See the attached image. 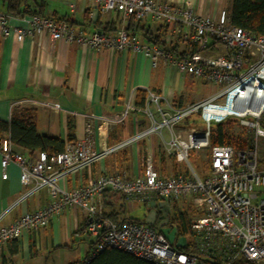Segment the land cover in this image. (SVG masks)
<instances>
[{
    "label": "built area",
    "instance_id": "built-area-1",
    "mask_svg": "<svg viewBox=\"0 0 264 264\" xmlns=\"http://www.w3.org/2000/svg\"><path fill=\"white\" fill-rule=\"evenodd\" d=\"M66 1L71 8L76 2L90 1L107 16L119 13L123 21L151 19L173 26L174 32L189 44L188 53L174 56L155 44L141 41L124 26L115 32L88 34L75 30L67 20L28 15L22 17L26 26L17 28L9 25L12 16L0 11V28L5 37L14 35L20 42L47 35L51 42L63 40L97 52L113 50L145 54L155 69L161 62L171 64L180 73L220 85L222 90L202 104L181 111L169 110L174 113L170 118H167L169 112L165 111L161 96L148 92L143 112L151 118L152 127L115 147H101L102 143H107L102 142L101 135L97 134L99 130L92 122L86 127L84 139L67 143L59 154L38 152L32 161L15 151L9 136H0L2 178L8 179L9 166L17 165L21 169L22 184L31 186L29 194L46 188L50 196L44 208L24 213L12 225L0 226V249L18 241L25 232L46 228L65 210L77 208L89 219L85 233L94 239L81 264H89L108 249L124 251L154 264H264V169L259 167V141L264 139L261 125L264 119V36L235 27L226 9L213 18L201 16L191 7L158 0ZM243 102L246 104L241 107ZM229 104L238 110L245 107L258 110L257 115L240 116L252 115L255 120L243 121L255 130L250 145L243 150L210 143L211 123H220L232 115L208 119L205 113L210 108H224ZM153 109L162 116L161 123L155 120ZM199 111L208 126L206 133L195 129L178 131L176 126ZM165 129L170 132L166 150L178 164L186 166L184 173L164 178L152 157L147 156L140 175H103L72 190L60 185L69 175L87 170L105 156L150 134H161ZM205 149L210 151L209 174L201 177L191 166L190 157L193 152ZM109 192L149 206L156 199L170 207L191 197L194 206L203 214L193 219L192 234L183 237L181 244L192 245L195 253L176 249L169 233L155 224L115 223L106 211L105 195Z\"/></svg>",
    "mask_w": 264,
    "mask_h": 264
},
{
    "label": "crops",
    "instance_id": "crops-1",
    "mask_svg": "<svg viewBox=\"0 0 264 264\" xmlns=\"http://www.w3.org/2000/svg\"><path fill=\"white\" fill-rule=\"evenodd\" d=\"M158 1L191 7L201 16L216 18L221 10H230L233 0ZM24 7L27 13L42 12L56 20H67L77 31L88 34L115 32L124 26L145 43H149V38H159L165 49L176 50L171 53L174 56L188 53L189 44L174 32L173 26L151 19L123 21L119 13L107 16L90 1L76 2L71 8L66 0H25ZM0 11L5 12L3 0H0ZM28 15L12 16L9 25L24 28L26 23L22 17ZM198 83L209 85L201 78L180 73L171 64L161 62L155 69L145 54L113 50L97 52L63 40L51 42L47 35L20 42L14 35L5 37L0 28V121L10 123L15 110L34 109L38 134L58 138L65 146L71 141L84 139L90 122L99 130L97 134L101 135L102 142L107 143H102L103 149L115 147L146 131L145 113L135 105L138 90L160 95L162 105L168 111H181L202 104L222 90V86L210 84L216 87V91L201 95L196 88ZM163 131L168 134L145 136L105 156L91 168L69 175L60 185L72 190L103 175H140L144 170L143 158L147 156L152 157L161 173L162 159L166 160L167 177L174 175L176 169L179 174L184 173L180 168L182 165L168 154L166 143L170 132ZM15 151L31 161L38 154H29L17 147ZM170 158L175 160L173 166H170ZM7 172L8 179L4 180L0 157V226L14 224L24 213L40 210L50 200L46 188L29 194L31 186L22 184L21 169L17 165H10ZM105 202L107 213L115 210L121 219L126 218L124 213L142 205L154 209L143 220L130 219L155 225L157 212L165 217L163 210L168 207L161 199L149 206L144 202L124 200L110 192L105 195ZM88 224L89 219L81 210H65L46 228L25 232L18 241L3 246L0 264H81L94 243V239L85 233ZM77 244L78 249H75Z\"/></svg>",
    "mask_w": 264,
    "mask_h": 264
},
{
    "label": "trees",
    "instance_id": "trees-1",
    "mask_svg": "<svg viewBox=\"0 0 264 264\" xmlns=\"http://www.w3.org/2000/svg\"><path fill=\"white\" fill-rule=\"evenodd\" d=\"M5 5V12L13 17H20L25 14L37 15L45 17L42 12L33 13L25 10V0H3ZM231 23L238 28L246 30L257 36H264V0H233L232 7L229 10ZM167 27V26H165ZM109 32V30H108ZM149 43L157 44L158 46L165 49V44H163L159 38H149ZM166 51L172 53L176 52L175 49H165ZM183 56V55H182ZM148 92L146 90H138L136 92L135 105L138 109H145L146 99ZM198 114V112H197ZM196 114H191L186 117L180 124L183 127L191 126L193 120L190 117ZM197 116V115H196ZM195 117V116H194ZM232 120H227L223 123H217L215 130H210V143L212 146H223L231 145L237 151L247 148L244 143H233L227 141L225 128L228 124H231ZM193 123V122H192ZM261 125L264 127V121ZM0 136H9L13 145L17 148H21L27 151L29 154H34L36 152H47L48 154H59L65 150V143L58 138H51L46 136H40L37 132V113L34 109H21L15 110L12 115V120L10 123L0 121ZM73 142V141H71ZM143 164L145 166L146 158H143ZM174 160V159H173ZM175 162V160H174ZM162 176L166 178L168 176L166 170V160L162 159ZM180 172L174 170V175H178ZM126 200L123 196H121ZM187 210L182 213L178 210V204L175 202L173 215L170 217L168 225L175 226L177 229V236L189 237L192 234L191 224L193 219L197 216L203 214L198 208H196L191 200L188 204ZM198 213V214H197ZM108 216L118 224L125 221H136L133 219H121L119 212L112 210ZM163 219L161 213L157 212V222ZM174 247L184 253H195L194 247L192 245H175ZM89 264H154L153 262L146 261L137 258L124 251H119L115 249H108L100 253L96 258H94ZM239 264H246L241 262Z\"/></svg>",
    "mask_w": 264,
    "mask_h": 264
},
{
    "label": "rangeland",
    "instance_id": "rangeland-1",
    "mask_svg": "<svg viewBox=\"0 0 264 264\" xmlns=\"http://www.w3.org/2000/svg\"><path fill=\"white\" fill-rule=\"evenodd\" d=\"M196 88H198L199 94L205 95V96L211 95L214 91H216V87L214 85H210V84L209 85H203L202 83H198ZM222 100L223 99L219 100V103H221ZM245 104L246 103L243 102L241 104V107L245 106ZM165 111L169 112V115L167 116V118L173 117L174 113L172 111H168V110H165ZM153 112H154L155 120L157 122L161 123L163 118L160 115V113L155 111V109H153ZM194 114H196L197 116L193 115L192 117H190V120H189V121L193 120L192 121L193 123L190 122L191 126L185 127V129H195L199 133H206L208 130V126H207L206 122L204 121L202 111H199L198 114H197V112ZM145 116H146V122H147L146 128L149 129L152 127L153 122H152L151 118H149L146 114H145ZM229 119L232 120V122H231V124H228L225 128V134H226L227 141L233 142L235 144L236 143H238V144L244 143L248 147L250 145L251 138L253 137V134L255 133V130L251 126L244 125L243 121L255 122L254 117L252 115H248V116L242 118L240 116L232 115V116L226 118L225 120L221 121L220 123L226 122ZM262 121H264V119ZM216 124L217 123L212 122L211 126H210V130L211 129L215 130L216 126H217ZM176 127L179 129L178 131H185L184 128L180 124ZM154 134H159V133H154ZM164 134H168V133L166 131H163V135ZM209 138L211 140V137H209ZM209 154H210V151L208 149H205V150H202L199 152H193L191 157H190L191 166L194 168V170L201 177H205L206 175L209 174ZM259 157H260L259 167L264 169V139H260V141H259ZM169 162H170V166H173L175 163L174 160H172L171 158H170ZM185 167H186L185 165H182V167H180V168H181V170L186 171L187 169ZM191 200H192L191 197H188V198H184V199L178 201L177 202L178 210L180 212L184 213L187 210L186 208L188 207V204L191 203ZM174 205H175V203H174ZM174 205L170 206V207L168 206L167 208H164V210H163V213H165V217H163L164 220L162 219L160 222H157V226L164 228V230L167 233H169L168 235H170V239L172 240V242L175 245H180L183 237L177 236V233L175 234V232L177 231L175 226H170L168 224H165L166 223L165 219L170 220V217L173 215ZM152 211H155V210L154 209H147V207L145 205H142V207H137L134 211H128V212L124 213L123 216L128 218V219L133 218V219L143 220L146 216L150 215V213H152ZM189 242L190 241H187V243H189ZM74 248L78 249V244L75 245Z\"/></svg>",
    "mask_w": 264,
    "mask_h": 264
},
{
    "label": "bare ground",
    "instance_id": "bare-ground-1",
    "mask_svg": "<svg viewBox=\"0 0 264 264\" xmlns=\"http://www.w3.org/2000/svg\"><path fill=\"white\" fill-rule=\"evenodd\" d=\"M257 113L258 110H254L248 107L241 108L238 110L229 104L224 108H210L208 111H206L205 117L208 119H221L227 115L245 116L247 114L257 115Z\"/></svg>",
    "mask_w": 264,
    "mask_h": 264
}]
</instances>
